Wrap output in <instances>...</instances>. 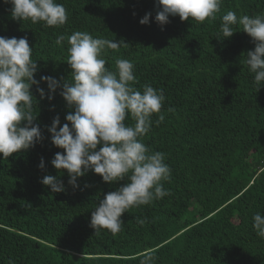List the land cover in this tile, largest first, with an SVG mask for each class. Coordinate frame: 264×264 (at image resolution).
<instances>
[{"label":"trees","instance_id":"1","mask_svg":"<svg viewBox=\"0 0 264 264\" xmlns=\"http://www.w3.org/2000/svg\"><path fill=\"white\" fill-rule=\"evenodd\" d=\"M56 2L68 18L45 26L12 19V6L0 0V37H27L38 65L34 79L46 94L41 77L71 82L67 37L73 32L123 40L125 45L101 55L111 71L116 59L131 61L136 90H163L159 114L165 119L157 126L159 114H153L140 139L151 152L165 154L171 175L162 183L171 195L127 210L119 233L101 229L97 235L94 207L129 181L105 183L90 171L73 189L67 170L51 163L64 150L47 131L57 116L61 127L67 123L72 110L59 89L49 101L33 85L34 123L44 139L10 157L0 154V264H140L146 254L150 264H264V238L253 220L264 215V82L255 85L254 74L241 64L242 54L255 49L242 26L223 41L216 35L228 11L237 17L264 14V0H222L215 20L182 22L176 16L163 27L155 21L156 0ZM148 13L150 23L141 25ZM59 35L65 39L56 44ZM125 123L135 121L129 115ZM46 175L61 180L66 191L53 193L41 183Z\"/></svg>","mask_w":264,"mask_h":264},{"label":"clouds","instance_id":"2","mask_svg":"<svg viewBox=\"0 0 264 264\" xmlns=\"http://www.w3.org/2000/svg\"><path fill=\"white\" fill-rule=\"evenodd\" d=\"M5 3L12 6L14 20L58 26L65 24L68 18L65 7L56 0H5ZM221 3L222 0H156L155 21L163 27L170 23L169 17L176 16L182 22L190 18L191 22L198 23L215 20ZM151 15L146 14L140 20L141 25H148ZM237 25L242 26L255 45L254 51L242 54L241 64L254 74L253 83L260 86L264 82V14L237 17L234 11H228L222 16L217 40L231 38L237 32ZM64 39V35H59L55 43L61 44ZM67 39L70 45L67 64L73 70L71 82L41 77L48 86L46 94L39 87L40 81L34 79L38 65L32 59L33 49L27 37H0V154L7 158L42 143L43 133L34 123L36 116L30 88L36 85L40 98L49 101L59 89L72 111L62 127L59 116L47 127L52 144L64 150L57 152L51 163L57 170H67L68 183L73 189L79 187L78 178L90 171L109 184L127 177L129 182L109 192L91 214V227L97 235L101 229L116 234L122 229L121 217L127 210L171 195L162 183L171 175L165 154L151 152L140 139L150 131L153 114L161 113L165 96L162 89L150 85H145L143 92L133 88L134 65L127 59H116L115 71L105 67L103 50L118 49L125 45L123 40L118 43L93 38L81 31L73 32ZM129 115L134 125H126ZM164 119L165 116L159 114L155 124L158 126ZM98 145H102L99 151ZM39 168L45 169L43 158ZM41 183L53 193L66 191L63 182L51 175L44 176ZM253 220L257 236L264 238V215L256 213ZM136 222L143 225L146 220L137 218ZM151 259V255L146 254L140 264H150Z\"/></svg>","mask_w":264,"mask_h":264}]
</instances>
